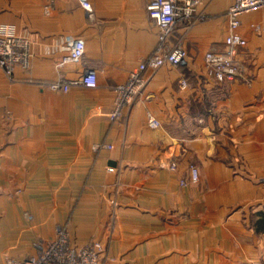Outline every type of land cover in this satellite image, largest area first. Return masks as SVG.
I'll return each mask as SVG.
<instances>
[{
    "label": "crops",
    "instance_id": "obj_1",
    "mask_svg": "<svg viewBox=\"0 0 264 264\" xmlns=\"http://www.w3.org/2000/svg\"><path fill=\"white\" fill-rule=\"evenodd\" d=\"M148 1L89 0L90 21L73 0H0V27L32 52L12 81L0 69V264L35 255L58 226L76 247L99 242L101 264H264V34L250 28L264 9L240 19L244 71L215 83L203 56L224 49L232 0L200 5L203 22L180 21L170 38L186 64L146 71L112 123L114 88L157 42ZM67 36L84 53L59 67ZM84 71L95 88L44 86ZM190 167L198 182L181 187Z\"/></svg>",
    "mask_w": 264,
    "mask_h": 264
},
{
    "label": "built area",
    "instance_id": "obj_2",
    "mask_svg": "<svg viewBox=\"0 0 264 264\" xmlns=\"http://www.w3.org/2000/svg\"><path fill=\"white\" fill-rule=\"evenodd\" d=\"M85 11L88 20H93V10L89 0H73ZM212 0H149L145 10L148 19L158 30L157 42L151 54L139 62L130 71L124 83L114 88L113 107L109 114L110 122L121 120L124 110L133 105L142 94L146 81L144 73L148 70H158L165 65L177 68L186 64L187 53L181 39L171 42L173 30L180 21L194 26L203 22L205 15L198 13L197 8ZM264 9V0H232V4L225 13L227 32L223 40L222 51H208L204 54L205 76L215 83L232 81L244 71L241 51L247 42L240 34V19L243 15ZM251 30L257 35L264 34V26L251 25ZM66 54L61 58L59 67L76 63L84 53L82 41L67 36L64 39ZM32 56L31 43L24 36H18L10 27H0V69L4 76L12 81L16 67L28 70ZM79 84L84 88L96 87V77L93 71H84L78 81L68 83L56 81L44 86L51 91L67 92L70 85ZM181 88L186 87L184 80ZM151 128H157L158 123L148 117ZM106 149L110 147L106 146ZM169 169L175 171L176 165L170 163ZM113 172V169H108ZM198 182V170L189 168L187 181L180 180L179 185L185 187ZM103 247L97 241H91L81 247L74 246L64 227L58 226L55 237L45 246L37 245L36 254L18 261H8L7 264H101Z\"/></svg>",
    "mask_w": 264,
    "mask_h": 264
},
{
    "label": "rangeland",
    "instance_id": "obj_3",
    "mask_svg": "<svg viewBox=\"0 0 264 264\" xmlns=\"http://www.w3.org/2000/svg\"><path fill=\"white\" fill-rule=\"evenodd\" d=\"M261 35H263V34H261Z\"/></svg>",
    "mask_w": 264,
    "mask_h": 264
}]
</instances>
